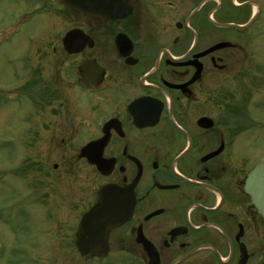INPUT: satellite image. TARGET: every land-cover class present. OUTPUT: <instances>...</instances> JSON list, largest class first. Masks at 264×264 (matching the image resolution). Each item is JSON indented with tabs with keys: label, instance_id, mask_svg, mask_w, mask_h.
<instances>
[{
	"label": "flooded vegetation",
	"instance_id": "flooded-vegetation-1",
	"mask_svg": "<svg viewBox=\"0 0 264 264\" xmlns=\"http://www.w3.org/2000/svg\"><path fill=\"white\" fill-rule=\"evenodd\" d=\"M44 1L71 26L45 40L41 61L54 70L30 74L23 61L25 74L13 77L22 87L12 89L51 110L36 131L48 147L76 139L53 169L87 171L74 189H54L64 249L80 255L82 219L104 191L123 215L105 254L84 264H264V217L245 190L264 157L240 149L250 131L241 126L264 125L240 117L264 79V0H131L108 20ZM25 184L46 206L48 189Z\"/></svg>",
	"mask_w": 264,
	"mask_h": 264
},
{
	"label": "rangeland",
	"instance_id": "rangeland-1",
	"mask_svg": "<svg viewBox=\"0 0 264 264\" xmlns=\"http://www.w3.org/2000/svg\"><path fill=\"white\" fill-rule=\"evenodd\" d=\"M56 10L58 8L44 0H0V264H84L81 255L64 249L65 242H70L65 229L67 224L56 222L57 208L53 204L58 198L54 190L58 183L72 188L84 182L79 177L85 178L84 169L79 168L78 172L85 173L74 178L73 174L56 172L52 167L60 152L68 151L76 139L56 150L54 145L48 147V143L38 139L36 133L41 131H36L41 130L45 116L52 118L51 110L40 107L39 95L27 100L12 89L22 87L23 81L17 82L13 77L25 74L23 61L32 62L28 68L30 74L33 69L41 73L54 70L48 62L41 61L48 44L45 40L58 37L71 26L67 11L56 14ZM262 31L259 54L264 61V29ZM254 85V99L248 103L251 115L240 107V117L246 121L249 117L264 119V79L260 82L255 79ZM249 124L241 126L250 131L244 135L240 149L257 161L264 157V125L260 127L255 121ZM52 128L49 125V129ZM99 181L97 177L92 180L96 185ZM25 183L48 189L46 206L31 201ZM42 198L44 196L37 197L44 201Z\"/></svg>",
	"mask_w": 264,
	"mask_h": 264
},
{
	"label": "water",
	"instance_id": "water-1",
	"mask_svg": "<svg viewBox=\"0 0 264 264\" xmlns=\"http://www.w3.org/2000/svg\"><path fill=\"white\" fill-rule=\"evenodd\" d=\"M51 1L84 11L104 20L121 18L128 13L129 9H132L131 0ZM71 36L72 32H69L65 41L68 42ZM66 42L65 45H67ZM245 190L252 197L258 212L264 217V163L257 165L250 172ZM109 208V202L104 195V191H102L99 202L82 219L81 230L78 234V245L81 250V258L84 261H87L92 256H103L105 254L107 232L120 222L119 219L123 215V213H112ZM98 227H101V230L104 228L105 231L103 233L97 232ZM92 229L96 230L93 235L91 234Z\"/></svg>",
	"mask_w": 264,
	"mask_h": 264
}]
</instances>
